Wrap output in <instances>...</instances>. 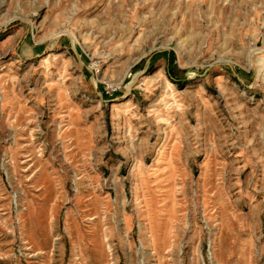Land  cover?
<instances>
[{"label": "rangeland", "instance_id": "rangeland-1", "mask_svg": "<svg viewBox=\"0 0 264 264\" xmlns=\"http://www.w3.org/2000/svg\"><path fill=\"white\" fill-rule=\"evenodd\" d=\"M0 264H264V0H0Z\"/></svg>", "mask_w": 264, "mask_h": 264}, {"label": "trees", "instance_id": "trees-1", "mask_svg": "<svg viewBox=\"0 0 264 264\" xmlns=\"http://www.w3.org/2000/svg\"><path fill=\"white\" fill-rule=\"evenodd\" d=\"M176 82H178V81H176Z\"/></svg>", "mask_w": 264, "mask_h": 264}]
</instances>
